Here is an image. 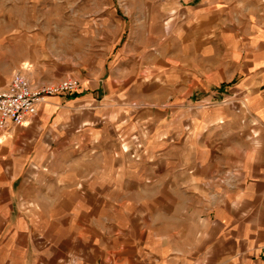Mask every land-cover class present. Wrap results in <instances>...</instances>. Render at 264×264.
<instances>
[{"label":"crops","instance_id":"obj_1","mask_svg":"<svg viewBox=\"0 0 264 264\" xmlns=\"http://www.w3.org/2000/svg\"><path fill=\"white\" fill-rule=\"evenodd\" d=\"M167 13L164 70L121 38L0 131V264H264V0Z\"/></svg>","mask_w":264,"mask_h":264},{"label":"rangeland","instance_id":"obj_2","mask_svg":"<svg viewBox=\"0 0 264 264\" xmlns=\"http://www.w3.org/2000/svg\"><path fill=\"white\" fill-rule=\"evenodd\" d=\"M174 4L175 0H0V46L8 59L21 62L20 74L28 81L30 75L58 78L57 83L72 71L97 73L101 64H110L121 38L130 43L135 63L140 56V64L158 73L166 67L160 43L167 11L172 12ZM146 44L150 53L143 52ZM134 45L140 49L133 50Z\"/></svg>","mask_w":264,"mask_h":264},{"label":"built area","instance_id":"obj_3","mask_svg":"<svg viewBox=\"0 0 264 264\" xmlns=\"http://www.w3.org/2000/svg\"><path fill=\"white\" fill-rule=\"evenodd\" d=\"M76 79H63L54 84L34 87L21 74H14L7 88L0 91V131L21 126L37 113L38 106L48 97L76 90Z\"/></svg>","mask_w":264,"mask_h":264}]
</instances>
